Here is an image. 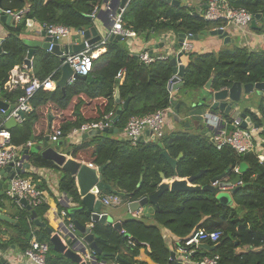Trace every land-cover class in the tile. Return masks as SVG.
Segmentation results:
<instances>
[{"label":"trees","instance_id":"1","mask_svg":"<svg viewBox=\"0 0 264 264\" xmlns=\"http://www.w3.org/2000/svg\"><path fill=\"white\" fill-rule=\"evenodd\" d=\"M104 1L0 0V6L3 10H20L29 4V11L24 15L25 22L35 19L39 23L84 29L92 26L88 15L95 6H101ZM228 1L234 8H244L252 15H264V0ZM122 21L124 26L146 39H149L151 31H172L176 35L184 33L194 36L221 24L205 20L201 13H195V9L181 4L173 6L164 0H130L122 14ZM261 21L264 22V18ZM23 25L24 22H21L12 27L1 43L0 92L11 104L17 102L23 89L18 86L6 91L2 86L7 80L8 72L14 65L22 62L27 52V46L18 38ZM262 30L263 23L254 29L256 32ZM103 46L106 51L93 61L92 70L88 75L90 80L76 78L66 85L64 90L59 87L54 90L40 89L33 94L30 99L31 110L25 114L24 122L9 129L13 145L22 146L26 143L38 125L40 131L34 138L41 141L48 130L61 129L63 136L76 125L99 120L111 110L116 112L119 106L114 98L115 89L118 90L120 100L129 97L127 109L114 125L119 128L124 127L130 116L143 115L174 105L175 101L171 102L172 98L167 89L173 74L169 58L146 64L128 51L123 40L107 39ZM34 56L47 72L56 70L51 79L57 80L61 66L58 56L40 49ZM186 57L182 78L185 89H202L209 80L212 91L229 88L233 82H264V51H254L228 43L217 51L189 52ZM121 69L124 74L117 79L116 74ZM82 96L92 101L84 111L91 112L93 104L96 107V114L91 117L85 118L80 112V105L84 103ZM99 99L104 100L102 106L97 104ZM176 103L179 104V109L183 106L182 101L178 100ZM200 106L208 107L204 102H201ZM257 108L258 115L250 109H243V112L258 128H264V94L259 97ZM69 111H72L73 119L65 115V112ZM50 112L54 123L47 126L45 122ZM222 116L230 117L227 113H222ZM2 121L0 119V123ZM263 133L264 129L260 134ZM158 141L162 147L157 141H153L130 148L126 141L114 140L108 133L102 132L74 147L70 155L78 159L79 155L83 154L85 156L82 157H86L92 164L105 165L102 180L110 185L112 190L123 193V199L127 202L140 200L154 193L162 180L161 173L165 178L189 177L203 170L201 175L192 181L193 184H209L213 177L219 175H222L220 182H231L239 175L242 184H249L232 195L233 207L219 205L215 195L208 190L164 191L159 195L157 203L147 200L140 207L139 218L125 220L122 223L123 232L110 223L92 222L90 212L86 209L76 211L74 218L84 225L91 222V232L96 244L102 252L108 253L99 255L100 260L119 264H146L135 258L141 245L146 243L149 247L148 256L155 264H181L175 259H170V250L161 233V228H165L177 239L180 247H184L185 240L199 229L220 230L222 235L219 239L214 243L208 242L215 245V249L204 254H217L218 264H264V160H259V154H237L227 146L218 150L204 134L188 131L164 133ZM162 150L173 159L182 153V157L177 159L175 169L161 155ZM248 153L253 154V157L249 159ZM41 161L43 165L62 173V188L67 190L79 206L80 197L73 176L50 161ZM235 167H238L237 172ZM112 190L107 189L104 192L112 193ZM45 208L43 204L34 209L37 216L47 224L43 218ZM259 211H263L261 216L258 215ZM17 214L18 224L15 229L18 232V240H13L19 241L21 249L24 250L30 238L31 220L25 208L18 210ZM66 215L70 214L66 212ZM146 220H152L154 223H147ZM36 233L38 240L49 244L47 264H77L53 250L50 236L43 228L38 229ZM123 249L129 253H124ZM195 251L196 254L190 255L192 260L203 255L202 248ZM116 255L120 259H117Z\"/></svg>","mask_w":264,"mask_h":264},{"label":"built area","instance_id":"2","mask_svg":"<svg viewBox=\"0 0 264 264\" xmlns=\"http://www.w3.org/2000/svg\"><path fill=\"white\" fill-rule=\"evenodd\" d=\"M130 0H128L129 2ZM204 9L202 10V17L211 22H221L214 29H221L236 33L241 37H248L252 32L251 22L254 18L249 11L244 8H234L229 4L228 0H205ZM125 7H118L117 11L111 1L105 0L101 6H95L92 12L88 15L91 20L96 19L98 14L103 12L106 18L110 21L108 33L98 43L89 45L86 41L84 49L75 53H63V62L67 63L72 69L73 73L79 75L88 76L93 67V61L98 57L94 56V51L98 49V46L103 45L109 36L119 35L122 40H131L136 38L138 34L131 28L124 26L122 21V14ZM29 11V8H22L20 10H2L3 14L10 15L12 19L18 21L23 15ZM262 18L264 15L262 14ZM261 18V19H262ZM261 21V20H260ZM39 29L45 31L46 35L52 39H56L58 42L63 41L65 38L70 37L72 33L82 35V29H73L69 26L54 23H39ZM264 31V22H263ZM172 37L170 42L168 39H163V35L160 37V42L164 45L171 44L173 41H177V35L172 31L166 32ZM193 35L185 34L180 47L177 48V52H182L183 55L191 52L193 48ZM55 43L49 42L47 51L51 52L54 48ZM140 61L143 63H150L155 60H166L169 55H155L149 54L147 50L140 51L137 53ZM182 64V60L177 62V66ZM124 74V70L121 69L117 72L116 78L120 79ZM176 76L172 74L171 78ZM170 78V80H171ZM74 78L71 76L67 80V85L73 82ZM18 82V80H15ZM56 80L51 78L39 79L29 78L23 85V93L18 97L17 102L14 104V108L10 110L7 116L4 115L5 110L0 109V115L3 116V121L0 123V170L11 166L14 172L17 169H22L23 158L20 153V148L16 147L11 142V133L8 128L5 127V122L8 118H13L16 123H22L25 120V114L31 110L30 99L33 94L38 90H53L56 88ZM174 84V83H173ZM172 84V86H173ZM176 84V83H175ZM172 111V106L158 109L154 112L130 116L124 127V136L129 142L131 147H135L140 142L142 135L147 130L150 132L155 139L161 138L165 133L166 118ZM19 112H23L21 116ZM116 112L109 111L101 119L95 121H88L79 124L72 132L77 135H82L90 130L103 131L104 129L113 128V118ZM210 128V141L216 147L221 149L223 147H230L237 154H244L247 152H254L259 155H264V148L262 146L264 139L260 137V128H256L253 125L248 124L246 127H242L241 120L235 116L223 117L222 113H218L214 117L209 116L206 112L202 115ZM62 137L61 129L53 130L49 134L50 141L58 142ZM30 145V143L28 144ZM235 171H238V167H235ZM217 186L218 181L212 183ZM241 184V181L238 183ZM237 184L231 185L230 188ZM225 188L221 190H230ZM5 195L10 199L19 202V199H24L28 205L32 208H36L46 202L47 195L44 190L40 189L34 181L29 178L22 176L21 173L15 172L13 177L8 182V187L5 191ZM101 203L103 205H117L121 203V198L118 194H109L102 198ZM62 215H66L65 211H62ZM90 224L89 227H91ZM73 228V224L69 225ZM123 232V231H121ZM222 235L220 230H205L199 229L191 234L184 242V247H180L181 251L187 260V264H218L219 256L203 254L197 259H190V255L197 249L200 248L201 243H214ZM129 243L131 241L129 240ZM49 251V244L46 241H40L36 238L30 241L29 246L23 251V255L27 259V262L31 264H47L46 259ZM188 258V259H187ZM2 264V263H0ZM119 264V263H118Z\"/></svg>","mask_w":264,"mask_h":264},{"label":"crops","instance_id":"3","mask_svg":"<svg viewBox=\"0 0 264 264\" xmlns=\"http://www.w3.org/2000/svg\"><path fill=\"white\" fill-rule=\"evenodd\" d=\"M109 1H111L113 3L114 8L117 11L118 7H120V0H109ZM188 5H189L190 9H196L198 7L202 12V10L205 7L204 6L205 0H189ZM24 7L29 8V4H26V6H24ZM2 10L3 9L0 8V13H2ZM24 15L18 21L12 19L10 25H8V24H6V22H2L0 20V36L3 38V40L8 35V33H10L11 28L14 27L17 23H21V22H24V25H23V28L21 29V31L18 33V38L20 39V41H22L24 43V40H26V39L41 40V41L43 40V38L40 36L41 30L39 29V22L35 19H32V23L25 22L24 21L25 20ZM91 21H92V26H95V28L101 33L102 36L107 35L108 29H109V26L111 25V23L106 18L105 14L103 12L99 13L98 17H96V19H93ZM259 22L260 21L257 22L258 27L261 25ZM103 29L105 30L106 33L102 31ZM229 35H230V38L233 40V42L230 43L232 45L246 47V48H249L250 50H254V51H264V31L263 30H262V32H256L253 29V32L248 37L247 36L241 37V36L237 35L236 33L234 35L233 32H230ZM77 36H80V35L77 33H72L70 35V37L65 38L62 43L74 45V44H76ZM149 38L150 39H146L143 36L138 35V36H136V38H133L131 40H123V41H124L125 47H127L128 51L132 54H135L136 56H137L138 52L145 51V50H147V52L151 53L152 55L153 54H155V55H163V54L176 55L177 54L176 53L177 49L175 47L176 41H173L171 44H168V45L163 44V46H161L160 45L161 42L159 41V39H157L155 37H149ZM214 39H216L217 41L220 40L222 43V40L219 39L218 37H214ZM206 40H207L206 37L203 40H198V41L193 40V48H192L191 52L208 51V48H206V45H205L207 43ZM222 45H224V44L222 43ZM221 46L219 48H221ZM27 49H28V46H27ZM97 51H99V53L96 56H99L106 51V47L103 45H100L98 47ZM46 52H47V50H46ZM50 53H52V52H50ZM52 54H54V53H52ZM1 55L2 54H0V57H1ZM26 55H27V52L24 55L22 62L14 65L12 67V69L8 72L7 80L2 86L3 90L11 91V90L17 88L18 86H20L22 88L24 83L29 78H32V77H35V78L43 77L46 79V78H52L53 75L55 74V72H56L55 69L47 72L46 69H44L43 65L36 61V56H33L29 61L30 62L29 65H26L24 63V59H25ZM57 56H58L59 61L62 65L60 56L59 55H57ZM181 60H182L183 64H186V62H187L186 55H182ZM60 76H61V66H60V75L56 81L59 80ZM15 80H18V82H16ZM203 88H204V86H203ZM202 89L187 88V90L184 92L182 90V87H180V88H178L176 90H172V92H170V96L172 97L173 102L175 101V103H176V101H178V100L183 102V106L180 109L178 108V117L181 118L182 120H184V122H188L189 125L186 127L184 124H180V123L176 122L171 116H168L166 118L165 133L188 131V132L197 133V134H204L206 137L210 138V128L207 126V123L204 120V118L201 117V115H203L208 110V107H201L200 106V104L202 102L201 100L204 97V94L202 93ZM115 91H118V90L115 89ZM114 95H115V92H114ZM258 95H259V97L261 96L260 94H258ZM81 98L84 100V103H82L80 105V112H81L82 116L85 118H88V117L93 116V114H96V112H95L96 107H94V104H93V109L91 112L84 111L85 108L88 107L87 105L92 103V101L87 100L83 96ZM243 99H245V96ZM0 100L6 102L8 104H11L4 99L2 92H0ZM98 101L99 102H97V104L102 106L104 103V100L99 99ZM115 101H116V99H115ZM120 102L121 103L118 104V106H120L124 102V100H120ZM185 104L190 105L189 110L188 109L186 110L184 108ZM11 105H14V104H11ZM238 106H239L238 111H236V113H234V114H230L231 116L233 115L236 117L237 113L243 111V109H250L251 111H254L256 114H258L256 109L242 107L241 102L239 103ZM172 109H173V105H172ZM65 113H66L65 115L66 116L68 115V117L70 119L74 118L72 116V111L65 112ZM0 119H3L2 115H0ZM50 123L51 124L54 123L53 115L51 112L48 114V118H47V121L45 122V124L47 126H49L48 124H50ZM20 124L21 123H16L15 127L20 126ZM39 127H40V125L36 126L37 129L33 133H31L29 140L26 141V143H23L22 146H16V147L20 148V153L22 155L23 162H24L23 165L25 166L27 164L26 167H24V168L22 167V169L20 170L21 175L31 178L34 181V183L36 185H38V187L40 189L45 191V193L47 195L46 202L43 203L46 206L44 214H43V218L47 222V224L43 221L45 223V226L39 227V226L35 225L33 223V221L30 219L32 222L30 221V238H29L28 246H29L30 241L32 239H34V238L38 239V234L36 232L40 228H43L44 230H45V228H50V229H52V232L57 233L66 244H71V243L73 244V240H74V238H76V235L78 234V232L76 230H74V228L69 227L70 224H73V220L70 217V215H62V211H66L68 213L69 208L77 207L78 204H76L72 200V198H71L70 194L67 192V190L62 188L61 182H60L62 173L59 172V170H57V169H52L50 167L43 165V163L41 161L43 159H40V157L38 155H34V153L31 152V150H33L32 147L34 145H38V143L42 142L44 139L43 138L40 141V140L34 138V136L37 134V132L40 131ZM76 127H77V125L74 126L68 133L64 134L58 140V142L61 145L60 146L61 152L65 153L68 157L71 156L70 153L74 147L80 146L81 144L84 143L85 140H88L90 137H92V136H89L87 138H84L83 136L85 133H83L80 136L77 134L74 135L72 130ZM12 128H14V127H12ZM112 129L113 130L116 129L117 131H113L111 133L110 132H104V133H108L110 135V137L114 140H124L129 144V142L126 140V138L124 136L123 127L119 128V127L113 126ZM50 133H52V130H50V131L48 130L46 132V135H49ZM31 137H32V140H31ZM158 140L159 139H157V138L154 139L153 135L146 130L144 132V134L142 135V138L138 144H147V143H150L153 141L159 142ZM29 143H30V145H28ZM26 146H29L28 153H25ZM137 146L131 147L129 144L130 148H136ZM79 156H80V158L77 157L78 158L77 160H79L81 162H85L89 166L97 167V165L89 162L86 159V157L85 158L82 157L85 155L80 154ZM175 159H179V158L177 157ZM10 173L11 172L9 171L8 174H10ZM175 178H176L175 176H173L171 178H164V179H162V177H161V179H162L161 182L162 181L172 182V180H174ZM178 178H185V177H178ZM1 180H2V178L0 179V183H1ZM74 183H75V186L77 188L75 178H74ZM109 190H112L111 186H110ZM77 191H78V189H77ZM115 192H120V191L112 190V193L117 194ZM112 193H105L103 191L101 193V195H96V198H99L100 200H102V198H104L105 196L112 194ZM119 196L121 198V203H119L117 205H110V206L101 204V212H107L108 215L111 214L110 216L113 218V222L120 221L121 224L129 218H139L138 211H139L141 206L138 209H135L132 211L129 208L130 202L124 201L123 195H119ZM0 201L3 205V206H1V203H0V214H4L9 219L13 220L11 222V221H5V220L0 219V259L4 258L10 264H31L30 262H27V259L23 255V251L25 249L24 250L21 249L19 241L13 240V239L18 240V232L15 229V226H17V224H18L17 211L23 209L24 207L19 202H16V201L10 199L9 197H7L5 194L3 195L2 198H0ZM136 201H138V200H136ZM131 202H133V201H131ZM120 206H122L124 208V210H122L121 213L112 214V212H110L111 209H114V208L117 209V207H120ZM108 207H112V208L107 209ZM146 222L147 223H154L152 220H146ZM90 224H91V222L85 224V226H90ZM45 231L47 232V230H45ZM161 233H162L164 241H165L168 249L170 250V252L171 251L175 252V258L174 259L178 262H183L184 264H187L186 257H185V255H183L184 252L181 251L180 246L177 243V239L165 228H161ZM75 248L80 253H81V249H84V252H82L81 255H82L83 259L87 260L91 264H118L115 262H109L108 260H102V259L100 260L99 255H101V254H94L93 252L88 250L86 246H83L82 244H76ZM148 251H149L148 245L146 243H143L141 245V247L139 248L138 253L135 256V258L137 260L145 262L146 264H155L150 259V257L148 256ZM123 252L129 253V251L126 249H123ZM107 255H108V253H107ZM116 257H117V255H116Z\"/></svg>","mask_w":264,"mask_h":264},{"label":"water","instance_id":"4","mask_svg":"<svg viewBox=\"0 0 264 264\" xmlns=\"http://www.w3.org/2000/svg\"><path fill=\"white\" fill-rule=\"evenodd\" d=\"M164 2L171 4L173 6H179L180 0H164ZM128 0H120V7H124L127 5ZM1 8V6H0ZM195 13L197 15L202 14L201 10L197 7L195 9ZM262 18V13H257L254 15V18L251 22V28L257 29V22L260 21ZM0 20L2 22H6V24L10 25L12 21V17L10 15H6L3 13H0ZM28 23H32V19L27 20ZM82 29V28H79ZM82 35L77 36L76 44L69 45V44H63V41H57L55 38L52 39L51 37L47 36L45 31H40V36L43 38V40H24V43L28 46L27 49V55L24 59V63L26 65H29L30 59L35 55L36 51L38 49L40 50H47L49 42L53 41L55 43L54 48L52 49V53L59 55L61 58V62H63V53H75L78 52L85 47L84 41L87 42V44L92 45L95 43H98L102 40L104 36L101 35V33L95 28V26H90L88 28L82 29ZM208 35L218 37L222 40L223 44L232 43L233 40L230 38V35L221 29H211V30H204L201 33L194 35L192 40L198 41L203 40ZM185 37L184 33L177 34V41H176V49L181 46L182 41ZM109 40H122L121 36L119 35H111L109 36ZM3 41V38L0 36V54H2V47L1 43ZM161 46H163V43H160ZM151 54V53H149ZM182 52H178L176 55H169V64L172 68V73L176 76H173L171 80H169L167 84V89L169 92H172V90H176L180 87H183L184 84L182 82V78L184 76L185 71V65L182 63L179 66H177V62L181 61ZM73 76L74 79L76 78H82V79H91L89 76H83L79 75L77 73H73L72 69L67 63H62L61 65V76L59 80L56 82V87L61 88L64 90L65 86L67 85V80ZM174 83V84H173ZM176 83V84H175ZM173 84V86H172ZM257 91L258 94L262 95L264 94V82L259 83H249V84H242L240 82H233L232 85L229 88H224L218 91H212L211 89V80H209L202 89V93L204 94V97L202 98V102L206 103L208 105L207 114L211 117H214L217 115V113H227V114H234L236 111H238V105L243 100L244 96L248 95L249 93L253 91ZM209 91V92H208ZM116 102L120 104L119 94L118 91H115L114 95ZM172 98V97H171ZM129 102V97L124 100V102L118 107L116 110V114L113 118V123L115 124L118 119L120 118L121 114L124 110L127 109ZM171 102L173 103V99H171ZM178 107L179 105L177 103H174L172 111L168 114V116H171L176 122L180 124H184L186 127L189 125L188 122H184L181 118L178 117ZM14 108V105L8 104L2 100H0V109L5 110L4 115L7 116ZM21 116L24 115L23 112H19ZM239 113V114H238ZM236 117L241 120L242 127H246L248 124L253 125L254 127L258 128V125L256 123H253L249 116L246 115L243 111L238 112ZM233 116V115H232ZM202 117V115H201ZM16 126V122L13 118H8L5 122V127L8 129H11L12 127ZM117 131L116 129L108 128L104 129L103 131L99 130H90L87 133L84 134V138H87L89 136L99 135L101 132H113ZM122 131V130H121ZM155 139V137L153 136ZM32 140V137H31ZM157 144L162 147L160 142H157ZM60 143L50 141L49 135H46L42 142L38 143V145H34L32 147L33 152L35 155H38L41 159L45 161H50L57 167H59L62 171L70 174L75 178V182L78 189V194L80 197V205L77 207H72L68 209V214H70V217L73 220V228L78 232L76 235V238L73 240V244H66L61 237L57 233H53L52 229L45 228L47 230L48 234L50 235L49 241L53 247L54 251L60 252L63 254L64 257L70 259L71 261L77 263V264H91L87 260L83 259L81 253L84 252V249H81V253L78 252L75 248L76 244H82L83 246H86L88 250L93 252L94 254H103L107 255L106 252H102L101 249L96 244V241L94 240V235L91 232V227L85 226L84 224L80 223L78 220L74 218V213L78 210L86 209L90 212V219L92 222H100V223H110L113 225L114 228H116L118 231H122V224L120 221L113 222V218L108 215L107 212H101V200L99 198H96V195H101V193L104 190H107L110 188L108 184H106L102 180V171L104 168V165L92 167L86 164L85 162H81L72 156H67L65 153H62L60 150ZM29 146H26L25 153H28ZM161 155L165 157L167 162L171 165L173 169H175L177 159L171 158L165 150L161 151ZM182 156V153L179 154L178 158ZM259 159L261 161L264 160V155H259ZM264 162V161H263ZM264 164V163H263ZM27 165V164H26ZM26 165H23V168L26 167ZM11 172L8 174V172ZM15 172L20 173V169H17ZM14 170L11 166H7L6 168L0 170V198L3 197L5 194V191L8 187L9 180L14 175ZM203 170H201L198 174L185 177V178H176L172 180V182L169 181H162L159 185L157 190L150 194L147 197H144L138 201H133L129 203L130 210L138 209L140 206H142L147 200L157 203L158 197L161 195L164 191H203L208 190L211 191L215 195V199L219 203V205L223 207H233L234 202L232 199V195L241 189L242 187L248 185L249 183L244 184H238L240 182V176L237 175L231 182H220L222 175L215 176L212 178L211 182L209 184L205 185H199V184H193L192 181L197 178ZM162 179H164V175L161 174ZM215 181H219L218 185L215 186L212 183ZM237 184L234 187L230 188L231 185ZM225 188H230V190H221ZM119 195H122L123 193L115 192ZM19 203L29 212V217L33 221V223L39 227H44L45 223L39 218L36 214V211L34 208H32L30 205L27 204V202L24 199H19ZM0 219L5 221H13L6 217L4 214H0ZM215 245H210L208 243H201L200 248L203 249L201 252L204 254L206 251H210L215 249ZM197 251L193 252L192 254H196ZM184 255V254H183ZM120 259L119 257H117ZM175 258V252H170V259ZM0 263L2 264H10L7 262L4 258L0 259ZM181 264H184L181 262Z\"/></svg>","mask_w":264,"mask_h":264},{"label":"rangeland","instance_id":"5","mask_svg":"<svg viewBox=\"0 0 264 264\" xmlns=\"http://www.w3.org/2000/svg\"><path fill=\"white\" fill-rule=\"evenodd\" d=\"M189 0H180V4L181 6H187L188 5ZM260 24L262 23V21L259 22ZM103 32H105V30H102ZM106 33V32H105ZM235 35V33H233ZM161 35H163L162 40H160ZM149 37H155L157 39H159L160 41H163V39H168L170 42L173 40L172 37L170 35H168L166 32H153L151 31V33L149 34ZM215 36H210L208 35L207 38V43L206 48H208V51H217L219 49V47L222 45L221 41H217L216 39H214ZM238 37V36H237ZM150 39V38H149ZM223 46V45H222ZM221 46V47H222ZM182 90L185 92L187 89H185L184 87H182ZM258 102H259V95L257 93V91H253L251 93H249L248 95H246L245 99H243L241 101V106L242 107H246V108H252V109H258ZM184 108L187 110L190 109V105L189 104H185ZM253 113H255L254 111H252ZM218 114V113H217ZM256 114V113H255ZM258 115V114H257ZM190 118V117H189ZM264 128H260V130H263ZM260 137L262 139H264V133L260 135ZM263 148H264V142L262 144ZM250 155H248V158H252L253 154L248 153ZM256 154V153H255ZM259 158V156H258ZM260 160V159H259ZM261 161V160H260ZM243 167V165H241V168ZM112 207H108L107 209H111ZM122 210H124V208L122 206L111 209L110 212H112V214H116V213H121ZM264 211V210H263ZM263 211H259L258 215L261 216L263 213ZM111 215V214H110ZM183 248V247H182Z\"/></svg>","mask_w":264,"mask_h":264},{"label":"bare ground","instance_id":"6","mask_svg":"<svg viewBox=\"0 0 264 264\" xmlns=\"http://www.w3.org/2000/svg\"><path fill=\"white\" fill-rule=\"evenodd\" d=\"M97 51V50H96ZM94 51V56H96L98 53H99V51Z\"/></svg>","mask_w":264,"mask_h":264}]
</instances>
